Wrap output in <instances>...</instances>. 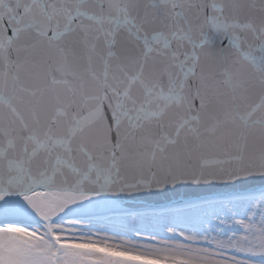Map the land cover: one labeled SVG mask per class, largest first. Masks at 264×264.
<instances>
[{
  "label": "snow or ice",
  "instance_id": "1",
  "mask_svg": "<svg viewBox=\"0 0 264 264\" xmlns=\"http://www.w3.org/2000/svg\"><path fill=\"white\" fill-rule=\"evenodd\" d=\"M0 264H264V0H0Z\"/></svg>",
  "mask_w": 264,
  "mask_h": 264
},
{
  "label": "water",
  "instance_id": "2",
  "mask_svg": "<svg viewBox=\"0 0 264 264\" xmlns=\"http://www.w3.org/2000/svg\"><path fill=\"white\" fill-rule=\"evenodd\" d=\"M157 203H163V201H156Z\"/></svg>",
  "mask_w": 264,
  "mask_h": 264
}]
</instances>
